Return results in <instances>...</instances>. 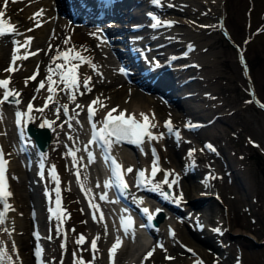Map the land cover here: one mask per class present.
I'll use <instances>...</instances> for the list:
<instances>
[{
    "label": "rangeland",
    "instance_id": "374dc122",
    "mask_svg": "<svg viewBox=\"0 0 264 264\" xmlns=\"http://www.w3.org/2000/svg\"><path fill=\"white\" fill-rule=\"evenodd\" d=\"M31 1L25 0L23 1L24 3H21L22 1H10L4 9L3 0H0V8L5 10L6 17L9 19L10 23L16 26L17 33H23L31 28V23H26L27 28L24 27V29L23 27H20L18 29L20 22L28 19V10L37 7L33 3L39 0H33V3ZM47 1L49 2L50 0ZM51 6H53L52 0ZM223 9L222 17L224 24L233 42L244 52L245 60L248 64V72H245L239 63L237 49L225 39L217 25L209 23V25L212 26L207 28L208 30H206V34L203 33L204 36L200 38H202V43L211 41L212 46H204L205 48L201 49L194 48V52L192 53L194 60L196 59V61H198V59L204 58V60L207 59V62L211 64L208 63L209 65L204 68H200L197 65V67H192L186 71L187 75H197L199 78L191 82V86L194 88L196 95L194 96V100L189 99V104L193 106L196 112H190V110H186L185 112L184 110L179 109L174 103L163 99L161 96L143 91L146 95L145 98L154 97L157 99V105H154V109L155 112L160 115L162 124L170 121L166 120L170 118L173 121L175 128L178 129L189 120H195L199 117H204L206 120H209L213 117H217L209 126L203 129H198L195 132H184L180 129L181 138L177 141L172 138L164 139L163 147L165 151H160L162 156L160 163L163 165L160 177L165 178V173H169V182L170 180L176 181L175 183H169L171 187L173 186L172 194L179 200L185 199L184 203H180L178 206L179 208H176V210H167V215H171L170 223H177L175 230L180 226L179 223L182 224L183 220L188 221L191 225V229L194 230L195 220L193 219L202 215V220L207 228L211 231H213V229H221L222 231L221 234H216L219 235L218 237H213L212 241L216 248L214 246L205 247L208 255L202 260L196 259L197 255L195 253L190 254L182 250L180 245H183V243L181 241H174L175 247L183 252V261L178 264H264V110L258 108L251 101L249 92V81H251L257 96L264 101V0H223ZM48 13L49 16H45L44 20L49 23L51 26L49 29L53 31V20L57 18V14L52 10L48 11ZM184 17V15H178V20L181 21ZM187 23H189L188 26L181 24L173 26L174 29L179 31V34L171 35V37H173H170V43L165 47V52L177 53L189 48L191 42H197V39L194 40L191 35L194 34L193 36L195 37L196 33L201 34V32H199L201 31L200 26H209L208 23H205V25L195 20H188ZM219 23L220 21H218L217 24ZM88 32H91L90 36H83L82 42L78 41V44H80L78 45V48L82 49L85 44H90V48L94 54V61L92 64L98 67L97 71L99 73H104L109 79L112 78L107 83H101L102 78L99 77V73H97V76L94 79L95 83L100 87L97 89L102 90V92L100 91L101 95L105 94L108 99L114 97L116 100L120 95L118 92L126 88L125 81L124 79H121V75L118 78L114 75L118 65L112 60L110 52L108 51L109 49H106L105 42L102 40L103 36L101 32L89 30ZM183 33H186L187 36L185 34L183 35ZM100 36H102V38ZM190 36L193 40L189 38ZM48 41L49 40L42 41L43 45L31 44L34 47L30 45L19 53L20 55H24L26 52H35L37 54L36 56L34 55L31 57L29 61H25L26 63H24L21 68H17V77H22V70L24 69L25 74H28L25 75V77H31V72L37 71V65H39L38 76L33 80L37 81L39 85V81H41V78L48 71L46 66L41 64V56L47 53ZM10 42L11 39L7 41L8 47L13 49L14 45L11 46ZM60 48H63V46L60 45ZM6 54L5 61L0 65L2 71L8 67L6 62H8L11 54L10 50H8ZM210 58L213 60V63ZM214 64L216 66H213ZM79 71L78 68V75L80 77ZM80 78L82 89L79 90L85 94L79 96V101H81L80 108L83 109L85 103L94 100L93 95L90 94L92 91V83H89L91 91L88 92L82 87V77ZM40 91L42 92V89H40ZM33 93L34 91L32 89L26 97L22 95L23 99H19L21 101L19 106H23L24 101L33 99ZM42 93L45 94V92ZM62 95L63 97L65 95L66 97H69V94L67 93H62ZM20 97L21 96H19V98ZM66 97L63 98V101L66 102V105L70 109L71 105L73 106L75 102L71 104L73 101L66 99ZM104 99L106 98L104 97ZM35 100H38L36 106L40 108L44 102L43 95L37 94ZM9 101L10 99L6 102ZM12 104L16 105L15 102H12ZM80 108H76L72 116L68 113V115L65 116L67 120L72 121L70 117L75 118L81 115H77V113L81 111ZM134 108H137V106ZM142 110L148 112V109H145L144 107H142ZM62 113L64 114V112ZM49 114L50 116L53 115L52 112ZM83 114L85 117V113ZM146 115L151 117L149 113H146ZM37 117H41V113L38 114ZM45 119L51 121L52 118L47 116ZM55 119L56 118H53L55 121L53 125L56 124ZM30 126L32 128L31 134L34 137L46 135V132L33 130L35 128L34 121ZM74 127L76 128L77 124L73 122L72 128L74 129ZM44 128L45 130H50L47 126ZM82 128L85 131L87 127L82 124ZM47 134L49 136L50 133ZM87 135H89L88 132L83 136L86 137ZM67 139L70 138L67 137ZM54 142L55 138L53 139L52 136H49V143L43 149H48L50 144ZM206 142H211L212 148L214 147V149L210 150L208 146H206ZM55 150L52 151V154L51 152L48 153L49 157H47V164H50L48 163L49 161H56L51 164L58 165V160L55 156H58V154L63 151L66 155V161L63 168L64 173L62 176L63 185L65 186V192L66 187L67 190L72 192V194L69 195L70 197H68V199L70 198L72 200L67 199L68 201L66 200L65 203V206L68 205L69 209L65 208L64 211L67 212L69 210L71 212L74 207L73 205H76L77 203L83 209L84 213L81 216H77L79 219L75 216H71L69 220V229L67 230L66 228H63V232L67 235V247L65 245V237L58 229L59 226L57 222H52V224L48 226L45 225V216L43 215L45 202L41 194L39 182L36 189L31 188L30 191L27 190L30 196V204L27 206V204H22V202L19 201L16 218L22 223H27L28 233H23L20 229L15 227L13 237L17 246L20 248L22 246V241L24 242L26 248L25 253L27 257L31 259L30 264H37L33 255L36 243L34 239L31 240V232L33 228H36L39 231L41 230L42 234H45L48 230L52 234V238L50 237L51 239L47 241L46 239L39 240L42 244V253H45L48 256H46V259L49 264H53L52 261L56 264H74V253H77L75 255L76 259L81 258L78 255L77 247L75 246L76 239L81 235L86 237L91 231L97 232L100 228L98 221L93 218L92 212L90 213L91 208L89 206L87 195L82 187L80 173L79 182L77 179L78 169H75V165L77 164L78 167L79 158L75 155L74 163L73 156L69 154L70 150L64 146H62L59 151ZM137 150L144 152V148L141 147ZM177 156L184 159L186 158L187 162H185V164L189 167L191 166L192 168H195L196 176H193V179H197H194L193 181L195 187L192 186L190 182L184 181L182 174L183 171L178 166V162H175ZM16 157L17 156L11 155V162L14 165L19 164L17 166H20L19 169H21L22 172L16 171V173L10 175L11 186L13 187H11V189L14 191V197L19 193V187L17 188L18 185L22 183L24 184V187L28 189L31 183L26 164ZM150 159L151 156L148 152L146 157L141 159V162H144L145 164L146 162L148 163L151 161ZM95 161L92 163L93 168H96V166L99 168L102 167L101 163L99 164V157H97ZM93 164H96L95 167ZM31 165L32 169L30 170L34 172L35 167L33 162ZM158 170L159 169H157V171ZM207 171H211V174L213 173L212 171L215 172L211 178L212 180H210L214 185L202 190L200 186L201 183L198 180L202 181ZM188 172L189 169L185 171V174L187 175ZM201 192L206 194L209 193V199H197L194 206L187 204V201L189 202L195 199ZM106 195L111 198V195L108 192H106ZM73 199L76 201L74 202ZM199 205H202L201 209H198L197 206ZM34 215H37L36 220L33 219ZM30 216L34 221L33 223L30 222ZM184 216H188V218L190 216L192 219H186ZM35 223H37V226L34 227ZM181 229L189 235L190 238L194 239L192 232L183 225L181 226ZM164 230L166 231L167 229L163 228V231ZM156 232L158 233V231ZM199 234H201V232ZM138 236L140 237L139 241H143L140 234L138 235L135 231H130L131 239L137 240ZM166 240L168 241L167 238ZM90 242L91 241L87 239L81 245L90 248ZM140 244L138 246H141ZM62 245L64 247H62ZM170 246L171 243L168 247ZM171 252L175 255L173 258L177 261L179 257L177 254H180V252L175 254L172 248L170 250L168 249V255H170ZM90 253L91 254H87L88 256L84 257H88L87 259L89 262L96 264L98 261H96V257L93 261L92 250ZM220 253H225V257H228L223 259ZM168 255H165V253L162 252L158 253L152 264H161L163 260L168 259ZM44 259L45 256L43 260ZM193 259L194 261H192ZM128 262V259L125 258L120 264H128Z\"/></svg>",
    "mask_w": 264,
    "mask_h": 264
},
{
    "label": "bare ground",
    "instance_id": "6f19581e",
    "mask_svg": "<svg viewBox=\"0 0 264 264\" xmlns=\"http://www.w3.org/2000/svg\"><path fill=\"white\" fill-rule=\"evenodd\" d=\"M28 1H31V0H28ZM139 1L141 2L140 5H139ZM31 2L33 3V0ZM145 2H144V0H127V1L122 2L120 5L123 8L124 7L127 8V10H128L132 6H136L135 8H137V7L140 8L141 6H143L145 4ZM21 3H24V2L22 1ZM160 3H161L160 7L162 8V10H165L166 7H168L170 5V4L167 5V3H173L174 8H172L173 10L170 9L171 13L169 15H172L176 20L179 19L178 15H184L185 17L182 18L183 20H181V21L178 20L180 22L178 24L185 25V26H188V24H189V23H187L188 20L199 21L202 24L208 23V25H209V23H213V24H215L216 22L218 23V21H221V19H222V14H223V10H224L223 9V0H160ZM33 4H35L37 7L35 9H32V10L29 9L27 12V18L28 19L26 21L20 22V24L18 26V29L20 27L27 28L26 23H31L30 29H33V30L32 31L27 30L23 33H19L22 35L8 34V35H4L3 37H0V65L5 61V58L7 55L6 53L8 52V50H10V52L13 51V50H11V48L8 47L7 41L9 39H11V41L16 40V41H20L21 43H23L27 37L33 38L31 41L32 45L33 44L34 45H36V44L37 45H43L42 41L49 40L48 45H47V53L45 55L41 56V64L45 65L47 70H48V67L50 65L53 67V69H55V64H53V62H52V57H54L56 55V51L57 50L63 51L66 48H75L76 49V47H77V50H79L83 56L90 57L91 62L93 63L94 54L92 53V49L90 48V44L89 43L85 44V46L82 49L78 48V45H80V44H78V41L82 42L83 36H86V37L90 36L91 32H88V29H83L81 24L80 25H69L68 19L59 17V18H56L53 20L54 25H52V27H54V30L51 31L49 29L51 26L49 25V23H47V21L44 20L45 16H49L48 11H51V10L53 11V9H54V6H51V0L49 2L47 0H39V1H35ZM41 9H43L42 17L36 18L40 21L41 26L37 27L36 23L32 17H33L34 13H37ZM149 9H147V10H149ZM150 11H152V10H150ZM76 12L81 13L80 9H76ZM173 13H177V16ZM118 14H119V11L117 12V15ZM131 14L139 15V12L137 10L135 11V9H134V11ZM124 16H126V15H124ZM179 17H181V16H179ZM164 18H170V16H165ZM6 22H7V20H6ZM8 23H10V22H8ZM10 24L15 26L12 23H10ZM202 27H203V25H202ZM202 27L200 26L201 31H199V32H201V34L196 33L195 37L193 36L194 34L191 35L192 38H194V40L197 39L196 43L191 42L189 45V46H191L192 52H194V50H193L194 48L195 49L196 48L201 49V48H205L204 46H206V47L212 46L211 41L202 43V38H200V37L204 36L203 33H205L206 30H208L207 27H205V26L203 28ZM14 28H15V32H16V30H17L16 26ZM194 29H196V28H194ZM164 30H161V32H157L160 35V37H163L165 35L166 36L169 35L171 37V35L179 34V31H177L174 28H169L168 32H167L166 28H164ZM89 31H91V30H89ZM112 32L113 31H111L110 33L112 34ZM110 33H107L108 37L106 36V39L116 38L117 35H114V37H112ZM184 34L187 36L186 33H183V35ZM147 36H148V34L146 36L144 35L143 38L148 40ZM191 36L189 38L191 40H193L191 38ZM67 38H70V42H69V44L65 45L64 40ZM100 40H101V38H100ZM113 43H116V42L113 41ZM60 45L63 46V48H60ZM102 46H103V43H102ZM32 47H34V46H32ZM192 47H193V49H192ZM106 49H108V48H106ZM22 50H23V48L20 49V52ZM207 56H208V54H207ZM26 60L27 59L18 60L16 62V65H14L13 67L19 68V65L21 66V65H23V63H26L25 62ZM59 62H63V61H61V60L56 61V63H59ZM6 63L9 67L10 66L9 62H6ZM74 63H76V61H74ZM208 63L209 62H207V59L204 60V58L198 59V61H197V65L200 68L201 67H203V68L207 67L209 64H211V63H209V64ZM212 63H213V60H212ZM88 66H89L88 64H81V66L79 67L80 77L83 78L85 75L91 77L90 83H92L91 84L92 91L90 94L93 95V100H96V98L99 97L100 101H102L103 104L107 106V107H101L100 104H97V106H96L97 111L102 112V113H100L101 118L98 121L102 120L103 116L105 114H107V112L113 108L118 109V112H114L113 114H119V111H123L128 116L134 115L135 119L141 123H143V118L141 116V113H144V114L149 113L151 115V117H148L149 123H150V131L154 137H157V139H151V141H152L151 144L154 145L155 147H157L159 149V152L161 150L165 151V149L163 147V142H164L163 140H164V136H165L164 130L166 129V123L169 121L164 122L163 124L161 123L162 120L160 118V115L157 114L155 112V109H154L155 108L154 105H157V99L154 97H148L149 99L145 98L146 97V95L144 94L145 92H143L142 88H141L143 86H141V84H139V83H137L139 86H134L132 84H129L127 82V80L125 81V87L126 88L123 89L122 91L118 92L120 94L119 98H117L115 100L114 97H110L108 99V97H106L105 94L104 95L100 94V91L102 92V90L97 89L99 86H98V84L95 83V80H94L95 77L97 76L96 74L99 73L97 71L98 67H95V70H94L92 67H88ZM213 66H216V65L214 64ZM34 67H35V65H34ZM119 67H121V66L118 65L116 67V73L114 75L117 78L121 75V79H122L123 74L121 73ZM122 69L125 70L124 67ZM172 71L173 70H170V71L165 72V73L156 71V73H153L150 76H145V77H148V79L144 78V79H146L145 82H147L150 85L151 84L157 85L160 89H161V87H163L164 89L170 90V89L174 88L173 81L171 80V78H173ZM22 72H23L22 77H17L16 70L11 72V73H8L5 70L2 71L0 68V79L7 78V77L10 78V80H11L10 86H11V88L15 89L16 91H18L20 93V96H21L19 98L20 100L23 99L22 98L23 96L26 97V95L29 94V92H31L32 89H33V91H35V89L37 87V81H32L30 79L27 80V85H25V80L27 79V77H25V75H28V74H25V69L22 70ZM48 74L49 73L47 71V73L41 78V80L45 81V88L42 89V92H45V94H43L41 91H39V93H37V94L43 95V101L44 102L42 103L40 108L43 107V104H45L46 97H48L50 95V93H48V91H47L48 83H47L46 77L48 76ZM52 75H53L54 80H57V81L59 80V78H58L59 76L56 75L55 72H53ZM99 77L102 78L101 83H103V82L107 83V82H109V80L112 79V78L109 79L108 77H106L104 75V73H99ZM133 78H134V76H133ZM53 87L56 89V93L54 95L55 103L49 102L48 107L44 110L43 114H41V117H39V118L37 117V115L40 113L35 111V110L31 113V117H32L31 120L26 121L24 118H22L21 123L19 124V127L15 126L16 125L15 124L16 113L22 112V111L24 112L25 108H27V105L30 102L33 103V108L37 109L38 107L36 106V104H37L38 100L34 99L32 101V99H29L27 101H24L23 106H19L17 104L16 105L12 104V102L13 103L15 102V100H13V99H10L9 102H6V103L4 102L3 104H0V115H2V119H0V131H2V135L4 136V135H6V131L9 129L10 136H11L12 132L15 130V127H16L23 134L24 138L27 140V141H24L25 145H26V147H24V148H29L30 150H36L37 152H41L42 155L46 154V157H49L48 153L51 152V154H52V151L55 149L57 151L61 150L62 146L66 147L68 150L75 151V155L79 158L78 167L76 164L75 169H78V172L81 174L80 179L82 182V186L84 188L83 190L85 191V194L87 195L89 206L90 205L98 206V208H94V207L90 206V208H91L90 213L92 211L95 212L94 216H95V220L98 221V223H99V227H100L99 231H97V232L91 231L85 237V240L88 239L89 241H92L94 238L99 237V239L97 240L98 251L96 252V255H95V257L97 259L96 261H98V262H96V264L97 263L98 264H120V262H123L125 258L128 259V261L130 262V263L128 262V264H152V262H154V258L158 255V253L162 252V253H165V255H168L169 253H167V251H168V249L170 250L171 248L175 254L180 252V254H177V255H179L178 260L176 261L173 258V256H175V255L171 252V254L167 256L168 259L163 260L161 262V264L182 263L183 252H182V250L177 249V247H175L174 241H181L183 244H185L187 247H189L191 249V251L197 255L196 259L202 260L205 256H207L208 253H207V250L205 247L215 246L213 244V241H212L213 237H218L219 235H216V231H215L216 229H213V231H211L209 228H207L205 226V224L202 220V218H203L202 215L200 217L197 216V217H195V219H193V220H195V222H194L195 229L194 230L191 229V225L188 221L183 222V224L187 226L188 230L190 232H192L193 238H194V239H192V238H190L189 235H187L181 229V226L183 224L179 223L180 226H178V228H176V230H175L174 224L170 223L171 215L170 214L167 215V212H168L167 210L172 209L173 207L168 203V200H173V199L166 197V201H163V202L157 201L155 203H152L151 201H149L148 195H145L143 192L139 191V186H138L139 184L135 181L136 179L138 180V177H139V174L137 172L138 170H140V172L143 171L145 173V177L143 179H147L149 181V184L154 189V193L158 194L160 198H163V192H164L165 188L167 186H169V183H164L165 178L160 177L162 170H158L156 172V175L154 177L152 176V169L149 167L150 161L148 163L147 162L145 163L146 168L143 169L141 159L145 158L147 153L149 152V143H148L149 138L148 137L143 138V144L141 143L142 145L140 144L138 149L140 147L144 148V152H141L139 150L140 153L137 149L136 150L132 149V151L129 150L128 147L124 146L121 143H113L109 152L116 158V160L119 161V164L122 166L123 177L127 183V189L124 192V196L126 197L127 203H129V205L126 206L125 204L122 203L121 200H118L113 192H112V196H113V198H115V200L110 199L106 195V190H109V189H108V187H105V184L108 181V177H109L107 163L102 158V156L100 154L95 153V151L93 152V150H97V149H95L93 147H89V145H88V141H89L88 137L90 135V132H89V129L87 127L86 120L84 121V119H85L84 114H83V113H85L84 109L80 108L82 112L79 111L78 113L81 115L75 117L74 120L72 119V123L74 122L75 124H77V127L76 128L74 127V129H73L72 126H69V124L71 125V120L69 122L67 120V118L65 117V115L62 113L63 112L62 105H65L66 102L63 101V98H62L63 95H62V93H61L62 91L60 89H64V85L62 83H59V84L53 85ZM80 89H82V88L80 87ZM155 93H152V94H155ZM157 93H159V91ZM155 95H157V94H155ZM171 95H174V94H171ZM158 96H162V95L159 93ZM104 97L106 99H104ZM162 98H165V97L162 96ZM168 98H169V95H168ZM0 99H1V96H0ZM59 102H60V105L58 106ZM111 103H113V104H111ZM135 106H137L138 109L134 108ZM142 107H144L145 109H148V112L142 110ZM57 108L61 109L60 113H59V118H57V114H56ZM51 112L53 113L52 116H50V114H49ZM68 113H70L69 108H68ZM47 116L49 118H52L51 121H54L53 118L57 119L56 124L52 125L50 130L49 129L45 130L44 127H40V124L43 123V120H45V117L47 118ZM47 120H49V119H47ZM33 121L35 124V128L33 129L34 131L46 132L45 134L47 136H48L47 133H50L49 136H52L53 139L55 138V142L51 143L49 148L47 147L48 149H45V150L43 149L47 145H40L39 146L38 144L35 143V141L37 142L38 136L34 137L31 134L32 128L30 125ZM82 124H84L85 127H87L85 131L82 128ZM86 132H88L89 135L84 137L83 135H85ZM66 136L67 137L72 136V137H71V139H67ZM32 141H34V142H32ZM11 149L12 148H4L5 154L7 156H9V154H13ZM22 149H23V147L21 148V150ZM85 149H87V151ZM14 150H15V148H14ZM133 151H134V153H133ZM65 152H67V151H65ZM89 152H91V153L93 152L92 154H94V161L97 159L98 156H100L99 158L103 162L104 167L107 168V172L105 171V168L102 169L101 167L99 168L97 166H96V168L92 167V163H94V161H92V162L89 161V159H88V153ZM14 153L17 154L18 153L17 150H15ZM160 154H161V152H160ZM43 156L45 157V155H43ZM53 156H55V155H53ZM55 157L58 160V165L51 164V163H54L56 161H49L48 163H50V164H47V160H48L47 159V160H45V162H46L45 171L48 174V179L50 181H53V183H54L56 181H55V178L52 176L51 173H52L53 166L55 168V172H56L58 179H59V185H60L59 192L62 193V195H61L62 197L60 198L61 209L63 210V212H65L64 211L65 208L69 209L68 205L65 206L66 200L68 199V197H70L69 195L72 194V192L70 190H67V187H66V192H65V186L63 185L62 176L64 173L63 168H64V164L66 161V155L62 151L58 154V156H55ZM175 162H178V166L183 171L182 174H183L184 181L190 182L192 184V186L195 187L194 182H193L195 179V178L193 179L194 172H192L191 168L185 164V162H187V159L186 158L184 159L182 157L177 156L175 158ZM99 164H100V162H99ZM17 165H19V164L14 165L12 162L8 163L6 165V173L7 174H13V173H16V171L22 172V170L19 169L20 166L18 167ZM95 165L93 164L94 167H95ZM128 168H132L133 172H131V173L127 172L126 170ZM23 169H25V168H23ZM26 169L28 170V173L30 176L29 180L31 181V183H30L28 189L25 188L24 184H22V183L20 185H18L17 188L19 187V193L17 194V196L15 195V197L13 195L14 191L12 192V196L9 198L8 203L12 206L13 209H16V210H14V211L10 210L7 213V219H6L5 224L0 225V242H2L3 246L7 248L8 254L12 257V264H30V260H31V259H29V257H27V255L25 253L26 248H25L23 241H22V246H21L22 252H20L18 250H16V252L12 251L13 245L11 244L10 235L4 231L5 228H7L8 230L10 229L9 225L14 224V225H16L17 229L21 230V232L28 233L27 223L26 222L22 223L21 221H19L18 218H16V215L18 213V207H19L18 202L20 201V202H22V204L25 203V204H27V206L30 204L29 203V201H30L29 197L30 196H29V192L27 190L30 191L31 188L36 189L38 187V180H37L36 170H34V172L32 170H30V169H32V165L28 164L26 166ZM188 169H189V172L186 175L185 171ZM158 172H159V174H158ZM157 174H158V176H157ZM171 181H173V180H170V182ZM157 184H159V188L156 187ZM212 185H214V184L211 183L210 180H208L205 177L202 179V183L200 184L202 190L203 189L205 190L206 188L211 187ZM109 188H110V186H109ZM53 191H55V190H53ZM55 194H56V192L54 193V195ZM208 194L209 193L206 194V193L201 192L197 195L196 198L199 197V199H202V200L209 199ZM102 196L105 198L101 199ZM174 199H176V198H174ZM70 200H72V199H70ZM73 201L75 202L76 200L73 199ZM55 202H56V198H55ZM187 204H191L192 206H194L195 201L191 200V201L187 202ZM133 205L142 206V207L147 208L149 210V214H151L153 216V218L159 222L160 231H158V233H156L153 242L148 241L147 233L150 229L149 228L145 229L144 223H146V221L143 220L142 218L141 219L136 218L137 216L133 218V216L129 213V211L131 212L134 210ZM1 206H2V204H0V211H2ZM73 206H72L73 210L71 212L68 210L66 212L67 215H64V222H65L64 226L66 228L69 227V220H70L71 216L77 217V216L83 215V213H84L83 209L77 203H76V205H73ZM157 210H159V211H157ZM101 214H102V218H101ZM92 216H93V214H92ZM129 217L132 219L133 222L136 221L139 224V228H138L140 230L139 234L142 236L143 241L147 240V243H149V246L147 247L146 250H144V252L142 254L138 253L139 250L141 249L140 247H142V246H138V245L135 246L134 245V242H132L131 241L132 239L130 238V231L128 232V234H125L124 227L121 224L122 218L124 220H127V218H129ZM36 218H37V216L33 217L34 220H36ZM189 218L192 219L190 216H189ZM30 222H32V223L34 222L31 218V216H30ZM83 223H85V222H83ZM78 224H76V225L79 226ZM161 228H162V230H161ZM163 228L167 229V230L163 231ZM83 229H85V228H83ZM208 231H209V235H208ZM200 232H201V234H199ZM76 234H78V233H76ZM117 237L120 238V240L122 241V244L117 249L115 254L110 257L109 250L111 249L112 245L115 243ZM166 238L168 239V241L166 240ZM63 239H64V237H63ZM31 240H33V238H31ZM170 243H171V246L168 247V245ZM65 245L67 246V239L66 238H65ZM204 245H206V246H204ZM75 246L77 247L78 255L84 261H88V259H87L88 257L86 258L84 256H88L89 254H91L90 253V251L92 250L91 245H90V248H86L85 246L77 245L75 243ZM149 252L152 253L151 256L148 255ZM17 253H18V255H17ZM76 254L77 253H75V255ZM220 254H221L223 259H226L228 257V256L225 257V255H224L225 253H220ZM135 257H137V258L135 259ZM77 259H79V258H77ZM194 259L192 261H194ZM58 260H59V258H58ZM52 262H53V264H56V263H54V261H52ZM45 263L48 264V262H45Z\"/></svg>",
    "mask_w": 264,
    "mask_h": 264
},
{
    "label": "snow or ice",
    "instance_id": "6c2138e0",
    "mask_svg": "<svg viewBox=\"0 0 264 264\" xmlns=\"http://www.w3.org/2000/svg\"><path fill=\"white\" fill-rule=\"evenodd\" d=\"M15 2V0H14ZM158 2V0H157ZM4 13L0 12V37H3L4 35H8V34H18V35H22L19 33L15 32V28L13 25H11L10 23L6 22L2 17H3ZM43 15V9L39 10L37 13L33 14V20L36 23L37 27L41 26V23L38 19H36L37 17H42ZM160 21H157V24H159ZM33 29H29V31H32ZM32 37H27L25 39V41L23 43H21L20 41H13L14 44V48H13V53L11 56V65L5 69L6 72L11 73L15 70H17L16 68H14L13 66L16 65V62L18 60H22V59H27L29 55H36L37 53H33V52H26L24 55H19L20 49L21 48H26L28 46H30L31 41H32ZM70 42V38H67L64 40V44L67 45ZM61 60L63 61V63H56V61ZM74 61H76V63H74ZM52 62L53 64H55V69H53V67L50 65L48 67V76L46 77L47 79V83H48V87H47V91L48 93H50V95L48 97H46L45 100V104L43 105V107L41 108H37L34 109L33 108V103H29L27 105V111L26 112H17L16 113V123L20 124L22 118L27 117L29 120L32 118L31 117V113L35 110L41 114H43L44 110L48 107V103L52 102L55 103L54 100V95L56 93V89L53 87V85L55 84H59L62 83L64 85L65 89H69V90H75V91H79L80 87H81V78L78 75V68L81 66V64H88L89 66H91L94 70H95V65L92 64L91 62V58L90 57H85L81 54V52L75 48H66L63 51L57 50L56 51V55L54 57H52ZM39 71V65H37V72L27 78L25 80V85H27V80L31 79V80H35L36 79V75L38 74ZM122 74H126V71L124 69L120 70ZM53 72H55L56 75L59 76V80H54L53 79ZM91 81V77L90 76H84L82 78V87L90 92L91 88L89 87V83ZM11 83L10 78H3L0 79V89H3V98L0 99V104H3L4 102L8 101L9 97H13L15 98V103L17 105L20 104V100L18 99V97L20 96V93L18 91H16L15 89H10L9 85ZM45 88V81L41 80L39 81V87L36 89V92L39 93L40 89ZM61 91H63L64 89H60ZM75 91L73 92L71 99L73 100V102H75ZM83 94V93H81ZM35 99V97H33V100ZM92 104H100L101 107H107L106 105L103 104L102 101H100V98L97 97L96 100L92 101ZM77 107H80V105H77ZM63 108V112L64 115L67 116L68 115V106L62 105ZM60 108L56 109V114H57V118H59V113H60ZM114 112H118V109L113 108L110 111L107 112L106 116L104 117L103 121H102V127L99 128V130H97V126L95 123L92 124V128H93V134H92V140L89 143H96V142H100L102 147H105L106 149L110 150L113 143H119L120 141H128L130 143H136V144H140L143 142V138L144 137H148L149 139H157V137H154L153 134L150 131V123H149V118L146 114L141 113V116L143 118V123L137 121L134 117V115H129L127 118L125 117V113L123 111H119L118 115H113ZM79 113H77L78 115ZM94 111L93 108L91 106L88 107V119L91 122L93 120L94 117ZM74 117H70V119H73ZM0 119H2V115H0ZM55 123V121H49L47 119H45L43 121V123L40 124V127H49L51 128L52 125ZM69 126H71L69 124ZM166 127L169 128V131H172V128L170 126V121L166 123ZM178 135V133H177ZM71 139V137H69ZM114 138V139H113ZM211 147V146H208ZM87 151V149H85ZM195 151V150H193ZM70 155L73 156V160L75 163V151L70 150ZM155 156V152L153 153ZM191 155V153H190ZM88 159L90 162L94 161V156L91 152L88 153ZM106 159H111V163L113 165L112 167V174L115 180V186L117 187H121L123 189H127V183L124 180L123 177V173H122V166L114 159L109 157H106ZM8 161H6L3 158V151L2 149H0V204L3 205V210L0 211V225H4L7 219V213L10 210L14 209L12 208V206L8 203L9 198L12 196V193L10 191V187L7 183V178H6V165H7ZM157 167H158V158H156V160H154L153 162V167H152V176L154 177L156 175L157 172ZM127 172L131 173L133 172L132 168H128L126 170ZM53 177L55 178L56 184H57V191H56V212L54 213V215H56L57 219H60V213L63 211L61 209V202H60V192H59V179L58 176L55 172V168L53 166L52 169V173ZM168 175L169 173H165V180L164 183H175L176 181H171L169 182L168 180ZM145 177V173L143 171H141L139 173V177H138V184H147L149 183V181L147 179H143ZM77 179L79 182V172H77ZM112 185V181L106 182L105 187H109ZM83 187V186H82ZM157 188H159V184L156 185ZM105 197H101V199H104ZM91 207L94 208H98V206L96 205H90ZM145 212V214H148V219L152 220L153 216L151 214H149V210L147 208H145L143 210ZM159 211V210H157ZM101 218H102V214H101ZM95 219V216H94ZM121 224L124 227L125 230V234H128L129 229L132 228L134 222L132 221V219L129 217L127 218V220H124L122 218L121 220ZM5 232H7L9 235H11V233L9 232V230L7 228L4 229ZM217 231H219L217 229ZM174 235V234H173ZM38 236V234H37ZM99 239V237L94 238L91 241V249L93 252V261L95 260V254L98 251L97 249V240ZM76 244L77 245H81L85 242V237L83 235H81L78 239H76ZM122 241L120 240L119 237H117L115 243L112 245L111 249L109 250V255L110 257L113 256L115 254V252L117 251V249L121 246ZM62 247H64L62 245ZM12 251L16 252V248L15 245H13L12 247ZM18 255V253H17ZM36 258H37V264H42V260H41V255H42V249L37 246L36 248V252H35ZM74 255V264H93V262H89V261H84L82 258L77 260L75 258V253ZM149 256L152 255L151 252L148 253ZM4 261H8V264H11L12 262V257L8 254L7 248L3 246L2 242H0V264H3Z\"/></svg>",
    "mask_w": 264,
    "mask_h": 264
},
{
    "label": "water",
    "instance_id": "95a60500",
    "mask_svg": "<svg viewBox=\"0 0 264 264\" xmlns=\"http://www.w3.org/2000/svg\"><path fill=\"white\" fill-rule=\"evenodd\" d=\"M47 140H48V136L47 135H45V136L41 135V136L38 137V142H39L40 145H45Z\"/></svg>",
    "mask_w": 264,
    "mask_h": 264
}]
</instances>
